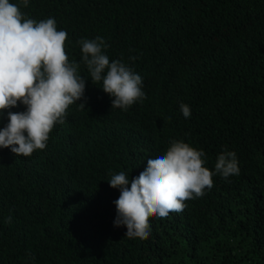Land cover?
Here are the masks:
<instances>
[{"label":"trees","instance_id":"16d2710c","mask_svg":"<svg viewBox=\"0 0 264 264\" xmlns=\"http://www.w3.org/2000/svg\"><path fill=\"white\" fill-rule=\"evenodd\" d=\"M21 11L55 19L70 61L77 41L103 37L147 98L110 110L89 79L86 108L69 106L46 149H0V264H264V0H30ZM172 139L202 149L210 170L234 151L239 174L213 176L204 195L129 239L113 226L120 193L107 181L138 176Z\"/></svg>","mask_w":264,"mask_h":264},{"label":"clouds","instance_id":"9594fccd","mask_svg":"<svg viewBox=\"0 0 264 264\" xmlns=\"http://www.w3.org/2000/svg\"><path fill=\"white\" fill-rule=\"evenodd\" d=\"M29 3L0 0V121L5 114L7 119L0 128V149H9L16 157L46 149L53 128L65 123L69 106L86 108L89 79L110 97V110L127 111L147 98L141 75L123 59L110 61L103 37L77 41L80 60L70 61L65 51L66 31L58 30L52 17L39 21L26 17L21 6ZM83 69L87 77L81 75ZM18 106L24 110L12 111ZM179 109L185 119L191 117L189 105L181 103ZM206 163L202 149L172 139L163 152L147 158L138 176L129 179L124 171L111 174L107 182L120 193L113 201V226L126 228L129 239H143L151 231L150 216L182 211L186 200L211 189L213 176L227 179L239 174L234 151H221L213 170Z\"/></svg>","mask_w":264,"mask_h":264}]
</instances>
